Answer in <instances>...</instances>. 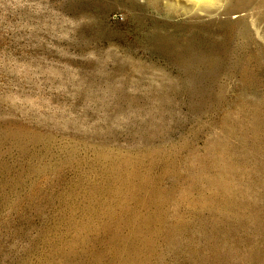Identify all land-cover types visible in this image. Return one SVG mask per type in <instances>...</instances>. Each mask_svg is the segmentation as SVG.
Returning a JSON list of instances; mask_svg holds the SVG:
<instances>
[{"label": "rangeland", "instance_id": "1", "mask_svg": "<svg viewBox=\"0 0 264 264\" xmlns=\"http://www.w3.org/2000/svg\"><path fill=\"white\" fill-rule=\"evenodd\" d=\"M0 264H264V0H0Z\"/></svg>", "mask_w": 264, "mask_h": 264}, {"label": "bare ground", "instance_id": "2", "mask_svg": "<svg viewBox=\"0 0 264 264\" xmlns=\"http://www.w3.org/2000/svg\"><path fill=\"white\" fill-rule=\"evenodd\" d=\"M206 3L212 4L215 3L217 0H204ZM252 7V6H251ZM221 8V7H220ZM223 12L220 13L221 17L222 16H229L232 17L233 15H236V17L241 16V13L244 11V9L242 8H238V7H231V8H225L224 10H222ZM213 13V12H212ZM217 14V13H216ZM251 109V108H250ZM247 110V109H246ZM257 111V110H256ZM254 112V111H253ZM260 116V115H259ZM259 116H255L254 117V121H258L260 119ZM250 120V119H249ZM262 123V122H261ZM254 124H256V122H254ZM121 162V161H120ZM223 187V186H222Z\"/></svg>", "mask_w": 264, "mask_h": 264}]
</instances>
